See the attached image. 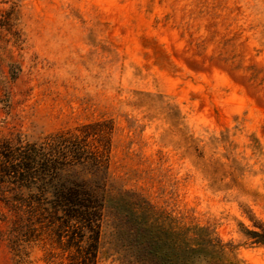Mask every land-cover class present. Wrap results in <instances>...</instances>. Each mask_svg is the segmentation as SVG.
Listing matches in <instances>:
<instances>
[{"label": "rangeland", "instance_id": "obj_1", "mask_svg": "<svg viewBox=\"0 0 264 264\" xmlns=\"http://www.w3.org/2000/svg\"><path fill=\"white\" fill-rule=\"evenodd\" d=\"M103 119L114 188L264 264L242 206L264 222V0H0V137ZM196 146L247 192L213 191ZM13 219L0 200V264L17 261ZM26 248L32 264L59 261L49 241Z\"/></svg>", "mask_w": 264, "mask_h": 264}, {"label": "trees", "instance_id": "obj_2", "mask_svg": "<svg viewBox=\"0 0 264 264\" xmlns=\"http://www.w3.org/2000/svg\"><path fill=\"white\" fill-rule=\"evenodd\" d=\"M113 119L59 130L40 140L22 134L0 137V200L14 214L9 242L15 264H32L27 244L49 241L57 264H242L237 245L210 225L188 224L143 194L113 187L109 172ZM215 191H247L235 172L203 160ZM230 177V181L226 179ZM254 229L246 235L264 244V222L245 203Z\"/></svg>", "mask_w": 264, "mask_h": 264}]
</instances>
